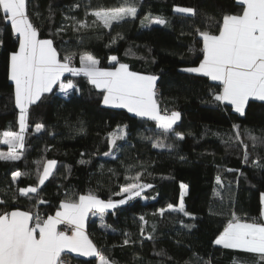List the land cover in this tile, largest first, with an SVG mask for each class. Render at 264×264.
Returning <instances> with one entry per match:
<instances>
[{
    "label": "trees",
    "instance_id": "16d2710c",
    "mask_svg": "<svg viewBox=\"0 0 264 264\" xmlns=\"http://www.w3.org/2000/svg\"><path fill=\"white\" fill-rule=\"evenodd\" d=\"M123 2L28 0V11L40 28V38L54 39L62 55L65 49L90 52L104 68L112 67L108 58L115 55L131 71L157 76L160 107L180 112L174 128L184 134V139L162 135L152 120L104 106L102 94L86 78L67 77L79 90L65 97L57 87L31 106L24 156L20 161H0V198L9 201V210H35V199L19 196L15 188L37 185V161H57L54 175L42 187L41 196L48 201L39 205L42 215L54 214L66 193L91 191L104 200H119L122 197L115 194L129 182L125 177L142 172L141 181L152 188L108 211L103 221L99 215H92L87 223L90 239L115 264H264L260 256L213 243L233 213L242 220H261L264 102L250 100L241 116L231 106L209 102L210 89L218 90V83L182 71L198 66L203 58L202 41L195 29L216 32V22L222 21L223 14L239 11L235 0H132L138 8L135 19L127 18L111 29L74 32L68 27L54 35L62 25L72 23L65 17L79 20L86 11L119 7ZM176 6L194 8L197 14H177ZM158 17L167 23L151 22ZM141 21L148 26L143 27ZM114 37L116 42L106 46ZM0 41V131L9 127L18 131L19 109L15 107L14 84L8 79L10 53L17 50L18 42L2 19ZM75 65L79 67L78 56ZM36 123L45 126L40 133L34 131ZM125 125L127 135L110 149L108 134ZM233 125H239V140ZM249 132L259 138L255 147ZM156 140L172 147L154 148ZM244 144L248 145L247 163ZM7 151V145L0 143V152ZM106 152L110 155L105 156ZM17 170L30 172L31 177L22 176L12 185L11 174ZM181 184L187 187L183 199L190 215L168 211L161 216L160 208L178 206ZM13 196L17 197L14 204ZM142 215L147 224L140 221ZM149 235L152 239L146 238ZM125 238L134 243L123 245ZM72 264H97V260L73 257Z\"/></svg>",
    "mask_w": 264,
    "mask_h": 264
},
{
    "label": "snow or ice",
    "instance_id": "6c2138e0",
    "mask_svg": "<svg viewBox=\"0 0 264 264\" xmlns=\"http://www.w3.org/2000/svg\"><path fill=\"white\" fill-rule=\"evenodd\" d=\"M239 11L222 15V21H217V30L201 31L195 29L196 35L202 41L201 51L203 59L196 67H187L182 71L199 74L219 82L218 90L210 89V101L218 105L231 106L241 116L245 115V108L250 100L264 102V0H235ZM74 7H79L75 5ZM138 8L132 0H124L119 7L110 9L92 10L85 16L95 19L89 23L87 19L77 20L76 17H65L71 20L70 25H62L54 35L58 36L71 27L74 32L88 30L99 23L104 28L111 29L113 23H120L127 18L135 19ZM174 12L182 15L195 16L196 9L191 7L176 6ZM39 17V13H35ZM0 19L9 24L13 35L18 41L17 50L10 53L8 65V79L14 83V102L19 109L18 131H0V143L7 145V152H0V161H20L24 156L25 134L29 130L30 108L37 105L47 93H52L54 88H59L65 97L78 91V85L68 79L71 77H84L93 88L102 94V103L105 106L127 109L141 118H147L156 123L162 135L173 134L177 139L183 140L184 134L177 133L174 125L180 120L178 111L169 112L161 109L157 99L155 75L142 74L131 71L129 65L119 61L115 55L110 56L109 63L112 67H100V60L90 52H76L61 50L55 46L54 39L40 38V28L37 27L28 11V0H0ZM164 25V18H155L151 21ZM143 27H147L141 21ZM119 37V34H117ZM114 37L111 43L116 42ZM122 38V37H120ZM3 41H0L2 44ZM192 49H190L191 51ZM79 57V67L74 63ZM42 123H36L34 131L40 133L44 130ZM127 126H118L108 134L110 149L117 147V141L127 135ZM236 137L239 140V125ZM80 132L84 129L81 127ZM255 147L258 137L248 133ZM146 139H151L147 137ZM243 143V141H240ZM154 148H171L162 140L153 142ZM244 162H248V145L244 144ZM83 155V154H82ZM105 156L110 152L104 153ZM80 163H85L81 160ZM37 185L17 187L15 191L19 196L35 199L32 208L35 210H9V201L0 198V264H63L62 253H76L82 257H93L98 264H115L103 248L89 238L85 231V223L89 213L99 215L103 221L108 210L116 209L119 205L127 204L130 200L141 197L145 190L153 185L141 181L142 172L134 176H126L128 183L120 187L115 195L121 196L119 200L109 198L104 200L93 192L86 194L66 193L65 199L59 203L54 214H41L39 205L48 203L41 196L42 187L54 175L57 166L56 160L36 162ZM253 164L260 166L258 161ZM42 169V170H41ZM231 171V169L229 170ZM22 176L31 177L30 172L14 171L11 174L12 185ZM217 183L220 178L217 177ZM181 197L178 206L168 204L160 208L159 214L165 212L183 213L185 210L184 191L186 186L181 184ZM17 197H12L14 204ZM155 199V197H153ZM261 203L264 204V193L261 194ZM264 218V209L261 211ZM140 221L147 224L145 217ZM63 226V227H61ZM101 227H105L101 223ZM186 227H192L186 225ZM126 237L128 233L124 234ZM141 235L144 229L141 228ZM147 239H152L149 235ZM134 243L130 238H125L123 245ZM225 249L243 250L248 253L258 254L264 260V219L259 222H248L237 217L235 213L227 222L223 231L213 242Z\"/></svg>",
    "mask_w": 264,
    "mask_h": 264
},
{
    "label": "crops",
    "instance_id": "0c3cea01",
    "mask_svg": "<svg viewBox=\"0 0 264 264\" xmlns=\"http://www.w3.org/2000/svg\"><path fill=\"white\" fill-rule=\"evenodd\" d=\"M13 38L14 39H16L15 38V36L13 35ZM18 42V41H17ZM203 59V58H202ZM66 75V77H71L69 74H65ZM196 75H199V74H196ZM200 76H202V75H200ZM208 78V77H207ZM209 80H210V78H208ZM211 81V80H210ZM12 82V81H11ZM212 82H214V81H212ZM13 83V82H12ZM214 83H218L219 84V82H214ZM14 84V83H13ZM15 87V86H14ZM55 89V88H54ZM53 89V90H54ZM48 94V93H47ZM256 101H258V100H256ZM262 102V101H261ZM105 106V105H104ZM106 107H109V108H114V107H111V106H106ZM117 109H121V108H117ZM246 109V108H245ZM125 110H127V109H125ZM132 115H134V116H136L134 113H131ZM138 117V116H137ZM141 118V117H140ZM144 119H147V118H144ZM179 121H177V123H178ZM262 209H264V204H262L261 203V211H262ZM113 210V209H112ZM108 211H111V210H108ZM90 216H92V214L91 213H89V216H88V219L86 220V223H85V231H86V233L88 234V232H87V223H88V220H89V218H90ZM260 217H261V215H260ZM261 219H264V218H262L261 217ZM243 220H245V219H243ZM248 221V220H247ZM248 222H252V221H248ZM89 236V235H88ZM90 238V237H89ZM217 247H221V248H223L222 246H220V245H216ZM231 250H236V249H231ZM237 251H243V250H237ZM243 252H245V251H243ZM248 253V252H247ZM253 254V253H252ZM254 255H257V256H259L258 254H254ZM62 256H69V257H71V258H73V257H75V258H80V259H85V260H88V259H95V260H97L96 258H93V257H82V256H79L78 254H76V253H70V252H67V250L65 251V253H62ZM97 264H98V260H97Z\"/></svg>",
    "mask_w": 264,
    "mask_h": 264
},
{
    "label": "rangeland",
    "instance_id": "374dc122",
    "mask_svg": "<svg viewBox=\"0 0 264 264\" xmlns=\"http://www.w3.org/2000/svg\"><path fill=\"white\" fill-rule=\"evenodd\" d=\"M86 13V12H85ZM85 13L80 17L81 19H79V20H84L85 18L87 19V21L89 22V23H91L95 18L93 17V16H91V15H88L87 17L85 16ZM113 24H119V23H113ZM100 28H104V27H102L101 25H99V23H98V25L96 26V27H93V28H90V29H100ZM156 83H157V81H156ZM158 90V89H157ZM158 93V92H157ZM184 191V196L187 194V187H186V189L185 190H183ZM183 196V197H184Z\"/></svg>",
    "mask_w": 264,
    "mask_h": 264
},
{
    "label": "built area",
    "instance_id": "2783aa9c",
    "mask_svg": "<svg viewBox=\"0 0 264 264\" xmlns=\"http://www.w3.org/2000/svg\"><path fill=\"white\" fill-rule=\"evenodd\" d=\"M74 63H75V60H74ZM157 92H158V90H157ZM61 227H63V226H61ZM62 260H63V264H72V259L69 256H62Z\"/></svg>",
    "mask_w": 264,
    "mask_h": 264
},
{
    "label": "bare ground",
    "instance_id": "6f19581e",
    "mask_svg": "<svg viewBox=\"0 0 264 264\" xmlns=\"http://www.w3.org/2000/svg\"><path fill=\"white\" fill-rule=\"evenodd\" d=\"M72 259V258H71Z\"/></svg>",
    "mask_w": 264,
    "mask_h": 264
}]
</instances>
